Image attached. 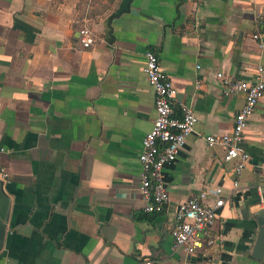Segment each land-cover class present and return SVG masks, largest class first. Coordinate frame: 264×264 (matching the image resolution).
Segmentation results:
<instances>
[{"label":"crops","instance_id":"0c3cea01","mask_svg":"<svg viewBox=\"0 0 264 264\" xmlns=\"http://www.w3.org/2000/svg\"><path fill=\"white\" fill-rule=\"evenodd\" d=\"M95 44L83 49L80 30ZM264 0H0V264H264L253 257L264 202V96L244 133L249 162L206 136L230 133L244 102L217 73L264 81ZM174 88L194 133L163 169L169 201L148 214L139 193L141 141L155 119L144 53ZM261 67L262 73L257 69ZM197 81L201 84L198 87ZM206 192L224 204L189 256L173 251L178 205ZM264 195V193H262Z\"/></svg>","mask_w":264,"mask_h":264},{"label":"built area","instance_id":"2783aa9c","mask_svg":"<svg viewBox=\"0 0 264 264\" xmlns=\"http://www.w3.org/2000/svg\"><path fill=\"white\" fill-rule=\"evenodd\" d=\"M80 44L83 49L92 47L96 38L86 26L80 30ZM261 49H264V38L259 33L251 36ZM143 71L146 80L153 88L155 95V119L153 126L141 141V150L138 155L140 165L139 193L144 202L143 211L148 214H160L165 211L169 201L166 191L163 169L172 164L179 152L183 149L186 139L194 133L197 123L193 109L181 105L178 116L173 108L174 88L171 80L163 71L157 55L152 50L144 53ZM263 69L258 67L257 72ZM222 82V94L229 97L238 93L244 96V102L233 119L230 133L220 136H206L210 146L219 145L225 150L224 160L233 162L236 174L235 187H238V178L249 162V154L244 146V133L249 119L260 99L264 96V81L255 76L253 81L230 80L217 73ZM200 82L196 85L199 87ZM3 149L0 148V152ZM10 175L6 167L0 163V180L7 182ZM261 202H264V172L261 175V184L258 187ZM206 192L181 202L175 213V222L171 230L173 251H181L186 255L196 254L203 245L211 246V239H203L216 220L217 211L223 206L222 199H216L212 205L205 203ZM144 264H152L147 261Z\"/></svg>","mask_w":264,"mask_h":264},{"label":"water","instance_id":"95a60500","mask_svg":"<svg viewBox=\"0 0 264 264\" xmlns=\"http://www.w3.org/2000/svg\"><path fill=\"white\" fill-rule=\"evenodd\" d=\"M262 214V218H260L257 222L259 225V232L257 236L256 243L253 249V257L256 259H261L264 253V215ZM3 228L0 224V243L2 240Z\"/></svg>","mask_w":264,"mask_h":264}]
</instances>
